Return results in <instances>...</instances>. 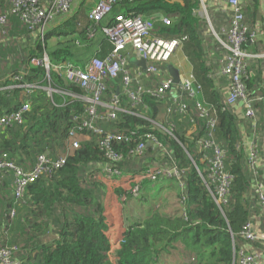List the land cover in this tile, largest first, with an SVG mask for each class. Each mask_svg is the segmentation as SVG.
I'll list each match as a JSON object with an SVG mask.
<instances>
[{
  "label": "trees",
  "instance_id": "16d2710c",
  "mask_svg": "<svg viewBox=\"0 0 264 264\" xmlns=\"http://www.w3.org/2000/svg\"><path fill=\"white\" fill-rule=\"evenodd\" d=\"M200 2L119 0L104 22L97 24L90 21L88 27L86 24V27L79 28L80 13L73 14L65 21L47 27L43 38L31 33L25 20L10 12L5 0L0 2L1 13L8 17L6 25L0 28V40L4 41L0 44V56L10 52L8 46L22 54L21 59L9 60L4 68L18 72L21 67L22 71H26L21 81L37 83L40 87L31 93L30 107L22 121L1 127L0 158L5 156L16 165L30 170L41 154L55 161L68 152L73 140L79 142V147L68 153L63 166L42 174L26 188L23 198L17 203L13 171L7 169L5 173H0V248L15 247V262L161 264L163 259L177 253L183 260L178 264H235L237 248L234 242L249 243L244 242L240 232L243 225L258 212L257 199L246 151L241 145L239 121L216 84L214 76L218 71H214V66L217 60L216 55H210V51L214 48L220 52L218 46L212 47L206 42L204 32L208 28V20L197 10ZM87 11L83 8V11L79 9L76 12ZM121 11H137L147 16L157 11L170 17V25H166L162 17L153 18L155 31L166 38L188 36L184 51L194 64L195 78L211 99L205 101L200 94L197 98L191 97L175 84L162 96L144 94L142 102L134 108L120 75L117 79L108 80L105 100L111 101L113 94H118L124 111L117 110L115 119L110 121H95L97 126L105 129L103 134L84 128L77 132L76 137H71L70 132L78 130L88 119L85 111L87 104L60 92L49 95L47 88L79 95L84 91L66 77L54 71L48 74L45 67L32 64V58H42L46 53L53 64L69 60L77 65H85L95 56L105 58L110 50L102 48L99 55L96 53L98 46L108 43L103 26L113 24L115 15ZM244 13L249 28L256 29L253 26L254 16L248 10ZM91 30L93 36L89 34ZM6 39L9 41L6 42ZM244 47L249 51L255 50L259 53L257 55L264 54L259 51L264 48V28L254 43H246ZM253 61L256 67L264 66V59L252 57L243 81L250 97L262 99L261 88L255 90L256 84L261 83V76L256 67V74L252 73ZM154 64L167 76L162 77L136 65L134 74H140L139 80L145 87L157 90L162 81L170 76L168 63ZM219 64L222 68L223 64ZM16 84L10 76L0 80V116L19 109L23 88L16 87ZM175 96L188 104L187 113H166L170 100ZM261 99L259 101H264ZM198 100L206 106H214L217 111L218 123L214 135L226 151V167L234 176L228 202L222 207L217 204L209 184L204 182L197 169L204 172L205 155L211 157L214 154L211 148H200L198 145L208 129L207 120L200 116ZM144 105L147 109L145 115H141ZM98 111L104 113L107 109L98 106ZM146 133H154L165 149L150 145L143 154L137 155L135 148ZM112 134L123 135L128 141L112 140L107 148L103 142L107 135ZM109 150L122 152L125 157L111 161L107 154ZM159 162H172L184 171L187 189L184 203V192L180 186L172 207L146 211L141 194L153 180L128 176L121 182L120 178L102 171L109 164L130 174L143 169L144 165ZM133 195L140 198L135 199ZM112 201L113 204H109ZM5 238L7 241L3 243Z\"/></svg>",
  "mask_w": 264,
  "mask_h": 264
},
{
  "label": "built area",
  "instance_id": "2783aa9c",
  "mask_svg": "<svg viewBox=\"0 0 264 264\" xmlns=\"http://www.w3.org/2000/svg\"><path fill=\"white\" fill-rule=\"evenodd\" d=\"M76 0H5L9 4L10 12L20 16L28 24V27L36 36L43 38L44 31L47 27L54 24L58 19L68 16L72 10ZM119 0H98L96 5L89 11L88 18L97 24L111 14L114 5ZM134 1V0H129ZM231 6L229 26L222 30L220 35H217L222 48L225 50L220 62L223 64L221 74L229 80V95L226 103L232 106L238 100H242L245 105V115L251 121L252 125H256L257 108L256 104L261 97H250L247 94L246 84L243 81L244 75L248 71L250 59L254 57L249 50L244 46L246 43H254L260 34L259 28L250 29L245 19V1L244 0H227ZM205 11L207 8L203 5ZM121 11L114 17V23L104 25L103 32L107 40L111 43V51L105 58L99 56L93 57L85 65H77L72 61L64 60L60 63L53 64L48 54L41 57L32 58V64L45 67L47 73L56 72L60 76H64L68 81L79 86L84 93L79 95L71 91L63 92L53 88H47L49 95L53 92H60L74 100L79 99L86 102V114L88 119L84 120L78 130L70 132L71 137H76V134L81 129H90L95 134H103L105 129L96 125L95 121H110L115 119L116 111L124 109L120 106V97L118 94H113L111 101H106V91L108 80L117 79L122 75L123 86L126 94L135 108L142 102L144 94H152L162 96L170 90L175 83L172 77L165 78L161 86L157 90H152L145 87L139 80V73L134 74L128 66L127 54L134 53L140 58L147 61L146 70L151 73L163 75L164 70L154 63H168L179 48H183L188 36L166 38L157 34L154 27L153 17H150L137 11ZM208 12V11H207ZM162 21L166 25L171 24L170 17L164 15ZM8 22L7 14L0 11V28L4 27ZM264 28V23H263ZM6 33L5 30L2 31ZM90 36L94 35L93 30L89 32ZM26 71H21L18 74L11 76L14 82H17L16 87H22L20 96L21 105L19 109L10 114L0 116V129L3 125H9L13 122H21L23 115L29 110V97L31 93L40 88L37 83H23L21 80L25 76ZM181 88L186 90L191 97L197 98L203 92V86L197 81L193 74L182 77ZM135 82L138 83L135 86ZM141 82V83H140ZM13 87V86H12ZM28 98V99H27ZM261 100H264L262 98ZM197 107L200 116L207 120V135L203 136L198 145L203 148H211L214 154L211 157L205 155L204 162L206 168L202 172L198 167V171L206 184H209L210 191L214 196L217 204L222 207L227 204V196L230 192L231 184L234 179L233 174L226 167L227 154L220 143L215 138V129L218 123L217 111L214 106H206L201 101H197ZM143 105V104H142ZM98 106H103L107 109L106 112L100 113ZM140 111L141 115H145L147 106ZM188 110V104L182 102L179 97L175 96L170 100L166 113L167 114H185ZM112 140L128 141L123 135L112 134L107 135L103 145L109 148V143ZM165 149L154 133H146L143 139L137 144L135 152L137 155L143 154L148 146ZM79 147V142L73 140L67 149V153L53 161L46 154H41L34 165L33 169L26 170L15 162L8 160L5 156L0 158V173H5L9 169L13 171V186L15 202L20 201L26 191V188L36 181L42 174L50 173L54 169L65 164L68 153ZM108 156L111 161H118L125 157L124 153H116L112 150L108 151ZM247 163L254 179V192L256 193L257 203L261 207L264 216V180L260 179V152L257 142H252L248 154ZM104 173L109 176L120 178L125 175L126 171H121L107 164ZM148 177L154 182L161 180H173L182 187V203L186 199L187 192L185 190L184 171L180 170L174 163L159 162L156 164L144 165L143 169L131 171L128 175ZM213 183V184H211ZM213 185V186H211ZM136 195L138 192L135 193ZM244 242L255 243L260 240L255 224L252 219L248 220L242 227L240 232ZM237 248L235 264H260L261 253L256 249L249 248L241 242H234ZM15 247L0 248V264H20L15 262L13 253ZM194 259H192L193 261Z\"/></svg>",
  "mask_w": 264,
  "mask_h": 264
},
{
  "label": "crops",
  "instance_id": "0c3cea01",
  "mask_svg": "<svg viewBox=\"0 0 264 264\" xmlns=\"http://www.w3.org/2000/svg\"><path fill=\"white\" fill-rule=\"evenodd\" d=\"M2 0H0L1 2ZM83 1V0H82ZM245 1V6H248L249 8H246L245 10L250 12V15L254 16L253 19V26L259 28L260 30L263 29V22H264V0H244ZM83 1L81 4L77 5L78 1L76 0L73 6L72 12L64 17L58 19L55 24H59L67 19V17L73 15V14H79L81 20L77 24V26L84 27L87 23L90 22L88 18V11L93 8L98 0L95 1V4L91 3L88 8L85 7ZM205 2V7L207 8L208 12H203L202 8V3L200 2V8L197 9L198 12H200L202 15L208 14L204 16L208 20V30L204 32L206 42L208 45H212V47L218 46L219 52L212 48V51H210V55H216V60L217 64L214 66V71H218L217 74L214 76L216 80L217 87L220 91V93L225 97V99L229 95V80L226 76H223L220 74L221 66L219 64L221 55L224 54V50L221 49L222 45L217 37V35H220L222 33V30L224 29L223 22H221L218 17L221 16V12H218V7L222 3L223 10L226 11L225 13L228 14L229 16V22L230 23V9L231 6L228 4L227 0H204ZM252 2V3H251ZM88 10L87 12H76L77 10L81 9L83 11ZM209 9V10H208ZM150 17L160 19L161 17H164V14L162 12H157L154 11L151 13ZM89 24H87L88 27ZM229 26V25H228ZM86 27V26H85ZM217 34V35H216ZM213 37L214 39H212ZM215 45V46H213ZM210 47V46H209ZM102 48L105 50H110L111 51V43L108 41L107 44L105 45H100L98 46V50L96 53L99 55L102 52ZM211 48V47H210ZM209 49V48H208ZM251 54L254 57H258L261 59H264V54L262 55H257L259 53L255 52V50L250 49ZM253 52V53H252ZM110 53V52H109ZM108 53V54H109ZM108 56V55H107ZM105 56V57H107ZM169 64L174 65L176 69H178L181 79L182 77H185L186 75L193 74L196 75L195 67L192 61L189 59L188 55L184 51V46L183 48H179L177 52L173 55L171 61ZM168 64V65H169ZM252 67V73H255L256 71L254 70L256 66H254V61ZM165 74V73H164ZM162 75V77H165L167 75ZM256 74V73H255ZM169 75V71H168ZM170 76V75H169ZM260 85L259 84H254L255 90H259V87L261 88V94H264V66L261 67L260 71ZM159 77V76H158ZM160 77V78H162ZM183 80V79H182ZM259 82V79L257 80V83ZM259 85V86H258ZM254 88V87H253ZM210 93V92H209ZM22 94V93H21ZM21 96V95H20ZM201 98L205 101H208L211 99V96L209 94V97L206 96V90H203L201 93ZM233 111L237 116V119L239 121L238 127L240 128V131L242 133V147H244L246 151V155L248 154V150L252 144V142H257L259 145V152H260V179L264 180V101H259L257 102V120H256V125L253 126L251 121L246 117L245 115V105L242 100H238L236 103L232 105ZM128 173L120 177V181L123 182L128 179ZM254 188V185H252ZM179 194V185L178 183L173 180H161L158 182H153L147 185L146 187L143 188L141 196H143L142 199V204L146 211H150L151 209H156V208H170L175 204V198L176 195ZM140 195V194H139ZM134 196L135 199H139L140 197ZM115 198H113V201L115 202ZM112 202H109V204H113ZM258 207V212L253 215L251 218L255 224L256 230L258 232V235L260 237V240L255 243H248L246 244L249 248H253L258 250L261 253V261L260 264H264V216L262 214L261 207L256 201V208ZM116 210V208H114ZM113 211V209H112ZM115 225V224H114ZM115 227L119 230V228L115 225ZM114 227V228H115ZM179 258V254L173 253V255H169L165 259L162 260L161 264H178L182 262Z\"/></svg>",
  "mask_w": 264,
  "mask_h": 264
},
{
  "label": "rangeland",
  "instance_id": "374dc122",
  "mask_svg": "<svg viewBox=\"0 0 264 264\" xmlns=\"http://www.w3.org/2000/svg\"><path fill=\"white\" fill-rule=\"evenodd\" d=\"M77 1H78L77 5L79 4V2L81 4L83 1H85L84 2V5H85L86 8H88V6H90L91 3L95 4V1L96 0H83V1L82 0H77ZM201 3H202V7H203V5H205L204 0H201ZM223 7L224 6L221 3L220 6L218 7V10L217 11L218 12H221V16L218 17V19L221 22H223L224 29H225L229 25V23H228L229 22V16H228V14L225 13L226 11L223 10ZM203 12H207V11H205L203 9ZM206 15H208V14H205L203 16H206ZM207 30H208V28H207ZM211 38L214 39L213 37H211ZM5 41L8 42L9 39H6ZM2 42L4 43V41L0 40V44H2ZM0 47H1V45H0ZM8 47H10V48H8V49H10V52L7 53V54H5V55L3 54L2 56H0V80H4L5 78H7L9 76L11 77V75L13 73H18L19 71L20 72L22 71V68L21 67L18 68L19 69L18 72H13V71H11V69L7 70V69L4 68V67H6V64H7V62L9 60H16V59L19 60V59H21V56H22V54H20L19 52H15L16 50L14 51L13 49H11L12 48L11 46H8ZM259 51L264 52V48H263V50L260 48ZM131 55H132V58L130 60L129 68L132 71H134V66L135 65L136 66L139 65L141 59L134 53V51H133V53ZM256 69H257L258 72L261 71V68L260 67H256ZM6 241H7V239L5 238V240H4L3 243H5Z\"/></svg>",
  "mask_w": 264,
  "mask_h": 264
},
{
  "label": "water",
  "instance_id": "95a60500",
  "mask_svg": "<svg viewBox=\"0 0 264 264\" xmlns=\"http://www.w3.org/2000/svg\"><path fill=\"white\" fill-rule=\"evenodd\" d=\"M127 57H128L129 62H130L132 55L127 54ZM137 66H141L143 68H146L147 67V61L144 59H141L139 65H137ZM168 71H169V75L172 77L173 82L177 85H181L182 79H181V75H180L178 69H176L174 67V65L169 64L168 65Z\"/></svg>",
  "mask_w": 264,
  "mask_h": 264
}]
</instances>
